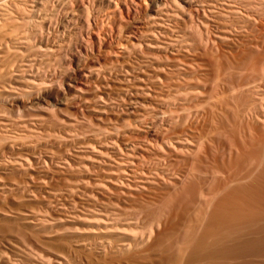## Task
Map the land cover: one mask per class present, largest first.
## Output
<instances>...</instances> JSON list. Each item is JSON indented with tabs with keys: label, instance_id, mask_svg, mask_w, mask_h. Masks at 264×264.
Masks as SVG:
<instances>
[{
	"label": "bare ground",
	"instance_id": "6f19581e",
	"mask_svg": "<svg viewBox=\"0 0 264 264\" xmlns=\"http://www.w3.org/2000/svg\"><path fill=\"white\" fill-rule=\"evenodd\" d=\"M145 1L0 0V223L58 238L38 263H227L264 233V0ZM142 191L187 204L155 223Z\"/></svg>",
	"mask_w": 264,
	"mask_h": 264
},
{
	"label": "rangeland",
	"instance_id": "374dc122",
	"mask_svg": "<svg viewBox=\"0 0 264 264\" xmlns=\"http://www.w3.org/2000/svg\"><path fill=\"white\" fill-rule=\"evenodd\" d=\"M149 7V0H146L145 1V4L143 5V10H146L147 8ZM259 32H260V34H259ZM259 32H257L256 33V31L255 32H253L252 33V36L253 37H256V38H258L259 37V39H260V37H261V41H263L264 42V32L263 31H259ZM261 32H263V33H261ZM255 33V34H254ZM246 34L248 35V36H246ZM244 33V35H245V37L243 38L242 37V39H243V41H241L240 43L242 44V43H245V44H248V43H250V35L249 34H251V32H249V34L248 33ZM258 34L260 35V36H258ZM263 36V37H262ZM249 37V38H248ZM253 37L251 38V39H253ZM248 39H249V41H248ZM245 40H247V41H245ZM238 41H240V40H236V41H228L226 44H222L221 46H220V54H222V56H223V58H224V60L225 61H227L228 59L227 58H229V60L231 59V54H229V53H232V50H234V49H236L238 46H240V44H239V42ZM234 42V43H233ZM248 42V43H247ZM231 43V44H230ZM236 43H238V44H236ZM231 48V49H230ZM238 49V48H237ZM132 122V121H131ZM94 123V122H93ZM92 123V124H93ZM95 124V123H94ZM83 126H85V124L84 123H81L80 125H79V127H83ZM93 131V129H88L87 130V133H86V135L84 136V137H80L81 139H84V142L83 143H95V142H93V138L95 137V134L94 133H91ZM97 134H100V133H97ZM142 136H144V135H142ZM35 141H37V139H35V138H26V139H24L23 140V143H26V142H33L32 144H35L36 146H34L35 148H37L38 150H42V146H41V144H37V143H35ZM45 141H47V142H51V143H54L55 145L54 146H57V148L56 149H58V150H56L57 152H67L65 149L67 148V147H70V145H71V143H68V141L67 140H55V138H47V139H44V140H42V141H40L41 143L42 142H45ZM11 143V141H3V142H0V147L1 146H4V145H9ZM96 145V144H95ZM72 146V145H71ZM96 147L97 148H99V146L98 145H96ZM74 148V147H73ZM75 148H76V146H75ZM84 148V147H83ZM83 148H81L80 150H81V152H86V150L85 151H83L84 149ZM105 148V147H104ZM88 150V149H87ZM54 152L55 153V155L56 156H60L61 154H59V153H57V152ZM45 152H47V151H45ZM112 163V162H111ZM113 164V163H112ZM128 183V182H127ZM147 195V193L145 192V191H142V192H140V193H136L135 194V196H136V198L139 200V202L138 203H142L143 202V205H144V208L142 207V212H144L143 214H145L146 215V213L145 212H147V214L149 215L150 214V219H152V220H154L155 221V223H158V221L156 222V220L155 219H160L159 221H163V220H166V221H163L162 223V225H164L165 224V222L167 223L168 221H170V223L169 224H171V223H175V221H176V212H178V210H179V208L180 207H183L184 206V204L186 203L187 204V201H186V198H185V196H182V195H180V198H178V200H177V198L175 197V200H176V202H174L175 200L171 197V199L170 198H168V196H166V197H164V199H162V202H163V204H162V202L160 201L161 200V198H159V200H157L156 199V202H155V200H153L154 201V203L152 202V204H158L157 206L155 205V207H154V205H150V206H147L146 205V203L143 201V196L144 195ZM148 196H155V194L154 193H151V194H149ZM182 196V197H181ZM168 199V202H166L167 201V199ZM182 198V199H181ZM166 199V201H164ZM174 201H173V200ZM142 201V202H141ZM158 201H160L159 203H160V207H159V203H158ZM170 201H172V202H170ZM180 202V203H179ZM182 203V204H181ZM162 204V205H161ZM176 204H177V206H176ZM178 204H179V206H178ZM185 204V205H186ZM33 205V206H32ZM142 205V204H141ZM142 205V206H143ZM28 206H29V208H31V209H33V210H35V211H37V210H39L40 211V209H38L39 208V206L37 205V204H35L34 205V203H31V204H28ZM31 206V207H30ZM153 206V207H152ZM146 207H148V210L146 209ZM168 207V208H167ZM177 207V208H176ZM154 210H153V209ZM158 208H160V209H158ZM143 209H144V211H143ZM174 209H177V210H174ZM147 210V211H146ZM150 210H152L151 212H150ZM174 210V214H173V212H171V211H173ZM163 212V213H162ZM170 213H172L171 215L174 217H172L171 215H170ZM156 214H157V216H156ZM153 215V216H152ZM163 215V216H162ZM170 215V216H169ZM56 217L57 216H59L58 214H56L55 215ZM62 216V215H61ZM147 216V215H146ZM159 216H160V218H159ZM166 216H169V217H172L173 219H172V221H171V218H169V220L168 219H166L167 217ZM162 217H164V219L162 220ZM2 224V225H1ZM11 224V225H10ZM6 225V226H5ZM10 227H9V226ZM14 225V224H13ZM13 225H12V223H0V226L2 227V229H1V227H0V232H3L4 233V235L3 234H1V236L3 235V237H1L0 236V260L1 261H3L4 260V262L5 261H7L6 263H8V264H41V263H38L37 261H39L40 262V258H37L38 256H41L40 254H42V252H44V250H56L57 249V247H58V245H57V247H56V244H58V242L56 243L55 241L56 240H58V238H55V237H49L50 239V241L51 242H55V243H53L52 244V246H51V242H50V245L49 244H45V242L47 243L49 240L47 239L48 237H43V238H41V237H39L40 239H42L43 241H44V245L42 244L43 242L42 241H39L40 242V244L37 242V241H35L36 239H39L38 238V236H36V237H34V234L33 233H28V231H27V233H26V231H24L23 232V230H21L20 232H18V233H20V237H19V234L18 233H16L17 232V230H19L20 228H18L16 225L13 227ZM168 225V224H167ZM77 226V227H76ZM5 227V228H4ZM16 227V228H15ZM77 229H76V228ZM75 227L74 226H72V227H68V228H70V229H68V232H69V230H71V228H72V231L73 230H75V232L76 233H74L73 234V232L71 233V231H70V234L69 235H71V234H73V235H82V234H80V232L79 231H82V228H81V226H79V225H76L75 224ZM4 228V229H3ZM8 228H9V230H8ZM2 230V231H1ZM4 230V231H3ZM15 230V231H14ZM77 230H79V231H77ZM174 230H176V231H174ZM174 230H167V232H168V235L169 236H171V237H169V239L168 240H171V241H178L177 239H179V240H181L182 239V237H183V235H184V232H185V230L186 229H183V231H181V230H178V229H174ZM170 231L172 232V231H174V232H176V234H174V232L173 233H170ZM180 231H181V233H180ZM62 232V231H61ZM12 233V234H11ZM65 233V231L61 234V236L62 237H64L65 238V234H66V236H69V235H67L68 233H67V231H66V233ZM82 233V232H81ZM6 234H8V236L6 235ZM11 234V235H10ZM16 234V235H15ZM26 236H25V235ZM32 234H33V236H32ZM173 234V235H172ZM180 234V236H178ZM264 233H262V234H254V235H246V236H244L242 239V241L244 242V243H251V245H249V249H245V250H243V251H241L239 254H238V257L234 260V261H232L231 262V260H229L227 263H223V260L222 259H217L218 261H219V263H218V261L216 260L215 262H217L218 264H239V263H235V262H241V263H247V264H264V235H263ZM14 235V236H13ZM18 235V236H17ZM60 235V234H59ZM64 235V236H63ZM168 235H167V238H168ZM173 236H174V238H173ZM175 236L177 237V238H175ZM259 238H258V237ZM261 236H263V237H261ZM18 237V238H17ZM24 237L26 238V241H25V239H24ZM31 237V238H30ZM254 237V238H253ZM4 240H3V239ZM16 238V239H15ZM23 238V240H21L20 242H18L20 239H22ZM32 238H34L33 240H32ZM55 238V239H54ZM247 238V239H246ZM258 238V239H257ZM2 239V240H1ZM39 239V240H40ZM47 239V240H46ZM172 239H174V240H172ZM254 239V240H253ZM257 239V240H256ZM29 240V241H28ZM46 240V241H45ZM54 240V241H53ZM262 240V241H261ZM16 241V242H15ZM26 242V243H23V242ZM32 241V242H31ZM250 241V242H249ZM253 241V242H252ZM31 242V243H30ZM256 242H257V244H256ZM19 243H20V245L21 246H19ZM31 244V246L30 245H28L27 247H26V244ZM37 243V244H36ZM49 243V242H48ZM25 244V245H24ZM262 244V245H261ZM25 246V248H24V246ZM40 245V246H39ZM42 245V246H41ZM47 245V246H46ZM259 245V246H258ZM19 246V247H18ZM54 246V247H53ZM41 247V248H40ZM46 247V248H45ZM47 247H52L51 249L50 248H47ZM251 247V248H250ZM24 248V249H23ZM34 248V249H33ZM43 248H45V249H43ZM73 248H75V247H73ZM256 248V249H255ZM248 250V251H247ZM29 251V252H28ZM245 251V252H244ZM32 253V254H31ZM40 253V254H39ZM248 253V254H247ZM31 254V255H30ZM80 254V253H79ZM240 255V256H239ZM34 257V258H33ZM35 259V260H34ZM243 259V260H242ZM238 260V261H237ZM245 260V261H244ZM248 260V261H247ZM262 260V261H261ZM9 261V262H8ZM12 261V262H11ZM15 261V262H14ZM221 261V262H220ZM11 262V263H10ZM101 263H102V261H101ZM217 263H215V264H217ZM100 264V263H99ZM102 264H105L104 262L102 263ZM106 264H109V261L106 263ZM201 264H202V262H201ZM203 264H205L204 262H203Z\"/></svg>",
	"mask_w": 264,
	"mask_h": 264
}]
</instances>
